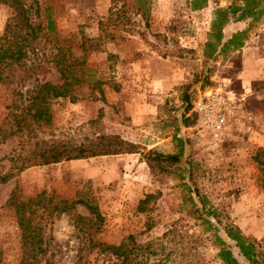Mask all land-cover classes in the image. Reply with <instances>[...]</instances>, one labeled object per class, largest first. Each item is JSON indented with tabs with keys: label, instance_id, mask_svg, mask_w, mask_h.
Instances as JSON below:
<instances>
[{
	"label": "rangeland",
	"instance_id": "rangeland-1",
	"mask_svg": "<svg viewBox=\"0 0 264 264\" xmlns=\"http://www.w3.org/2000/svg\"><path fill=\"white\" fill-rule=\"evenodd\" d=\"M23 1L39 32L23 59L0 68V127L14 131L27 117L34 86L63 82L59 67L64 65L58 59L68 63L84 57L89 70L83 74L87 81L75 92L77 101L69 97L51 101L49 125L29 135H7L0 142V176L12 173L6 182L0 181V264H19L20 232L13 209L6 205L16 187L22 197L45 190L69 201L83 190L98 205L103 220L97 233L95 224L85 232L75 226L73 214L89 216L80 204L70 214L44 216L45 258L54 264H111L98 247L87 245L88 232L104 243L117 244L129 234L144 243L171 224L194 233L198 264H223L205 226L187 213L184 183L208 199L220 218V223L214 221L220 229L234 224L255 238L264 259V21L249 30L243 47L212 60L203 50L213 11L232 0H206L199 9L192 8V0ZM11 15L12 9L0 2V35ZM100 21L106 22L103 34ZM247 25L248 20L230 23L224 34L230 36ZM93 43L99 49H92ZM95 79L103 80L102 92L90 86ZM223 83L237 97V109L220 138L197 127L191 112L184 125V100L192 102L198 91ZM175 133L184 140L180 162L152 172L146 152L151 148L176 152ZM102 135L122 139L124 152L35 165L20 172L12 169L10 158L29 141L80 145ZM146 194L154 197L140 212L137 205ZM219 233L223 235L222 230ZM226 240L241 264H251Z\"/></svg>",
	"mask_w": 264,
	"mask_h": 264
},
{
	"label": "trees",
	"instance_id": "trees-1",
	"mask_svg": "<svg viewBox=\"0 0 264 264\" xmlns=\"http://www.w3.org/2000/svg\"><path fill=\"white\" fill-rule=\"evenodd\" d=\"M0 2L12 9V15L6 21L0 35V68L4 69L18 63L26 56V50L38 37L39 27L31 22L28 7L23 0H0ZM205 2L206 0H192L191 6L193 9H199L205 6ZM147 12V10H143L144 14ZM243 20H248L245 29L232 32L230 36L224 34V29L230 23ZM261 21H264V0H232L225 7L215 8L210 23V31L204 43V57L214 60L219 56L226 57L240 49L248 39L249 30ZM99 25L100 33L103 34L106 22L100 21ZM89 40L99 41V39L91 38ZM93 44L96 45L92 49H99L98 43ZM82 47H85L84 42H82ZM84 49H86L85 53L89 51L87 48ZM85 61L84 57H73L68 63H66V60L62 59L61 62L58 59V64L62 63L64 65L59 67L63 82L60 84L43 82L34 86L30 91L35 94L32 96L31 103L27 108V117H24L17 124L14 131L0 127V142H3L7 135L24 134L25 132L29 135L34 133L37 128L49 125L52 120L50 104L53 99L69 97L71 102L77 101L79 96L75 92L83 82L87 81L83 76L89 70L85 65ZM79 73H81V76ZM102 83L103 80L95 79L90 86L92 88L96 87L102 92ZM184 102L185 106L181 114L182 123L184 125L188 124L186 115L189 112L194 116V122H196L197 116L191 111L192 102H189L188 97ZM41 119H44L45 122L38 124V120ZM34 123L36 127H34ZM173 138L178 146L176 152L164 154L153 148L146 152L145 162L152 172L155 167L170 169L180 162L184 140L177 133L174 134ZM28 143L10 158L12 169H15L16 172L35 165L124 152L122 145L125 142L117 136L102 135L97 141L80 145L47 139H36ZM11 174L7 173L0 176V181L6 182L11 178ZM182 185L186 187V196L183 197L184 202L189 205L187 213L205 226V231H208V239L217 249L216 256L223 264H241L226 238L234 243L238 252L249 263L264 264V259L259 257V255H263L256 248L255 238L245 235L234 224L226 223L220 229L215 224V222L220 223V218L216 211L208 205V199L201 194L198 188H191L186 183ZM152 197H154L153 194H146L144 198L140 199L137 210L144 212L145 204ZM78 204L86 207L89 216L73 214L75 226L79 231L85 232L89 230L92 224H95L96 228L93 232H99L103 217L95 199L86 191L79 190L76 198L70 201L59 197L54 192L47 193L45 190L30 197H22L17 187L10 193L6 205L13 209L20 232L21 254L19 264H54L50 259L45 258L46 239L44 237V225L42 224L43 218L52 214L56 216L62 213L70 214ZM150 226L147 224V228H150ZM220 230H222L224 236L219 233ZM88 237L87 245L98 247L99 253L111 259V264L199 263L200 256L196 247L193 246L197 238L194 233H188L176 224H171L160 236L144 243H139L133 234L124 236L117 244L95 241L90 237L89 232ZM83 243V246H85V242Z\"/></svg>",
	"mask_w": 264,
	"mask_h": 264
},
{
	"label": "built area",
	"instance_id": "built-area-1",
	"mask_svg": "<svg viewBox=\"0 0 264 264\" xmlns=\"http://www.w3.org/2000/svg\"><path fill=\"white\" fill-rule=\"evenodd\" d=\"M227 84L198 91L192 100L191 111L196 114L197 127L219 139L225 131L230 118L237 109V97L232 91L226 90Z\"/></svg>",
	"mask_w": 264,
	"mask_h": 264
}]
</instances>
